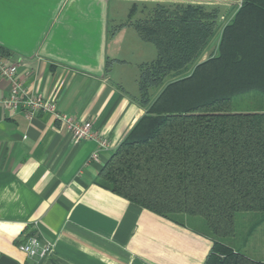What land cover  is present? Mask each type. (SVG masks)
Masks as SVG:
<instances>
[{
    "label": "crops",
    "instance_id": "obj_1",
    "mask_svg": "<svg viewBox=\"0 0 264 264\" xmlns=\"http://www.w3.org/2000/svg\"><path fill=\"white\" fill-rule=\"evenodd\" d=\"M67 1L52 17L55 0H0V40L7 45L0 54L16 65L28 94L55 99L58 112L89 120L109 147L93 159L95 140H74L53 114L27 118L0 104V264H204L212 242L202 220L163 217L98 183L112 151L146 113L139 65L156 54L132 25L116 22L109 36L106 18L102 36L96 16ZM213 3L221 8L219 24L202 60L216 51L238 6ZM85 8L92 11L91 4ZM8 89L0 76V99ZM30 235L52 243L51 256L20 251Z\"/></svg>",
    "mask_w": 264,
    "mask_h": 264
},
{
    "label": "trees",
    "instance_id": "obj_2",
    "mask_svg": "<svg viewBox=\"0 0 264 264\" xmlns=\"http://www.w3.org/2000/svg\"><path fill=\"white\" fill-rule=\"evenodd\" d=\"M221 1L238 6L202 60L219 24L213 2ZM135 10L116 27L132 25L156 49L139 65L146 113L98 183L163 217H201L212 242L204 264H264L224 241L235 234L237 213L264 212V102L245 110L232 102L264 96V0H158L141 16Z\"/></svg>",
    "mask_w": 264,
    "mask_h": 264
},
{
    "label": "built area",
    "instance_id": "obj_3",
    "mask_svg": "<svg viewBox=\"0 0 264 264\" xmlns=\"http://www.w3.org/2000/svg\"><path fill=\"white\" fill-rule=\"evenodd\" d=\"M0 76L9 82V89L4 97L0 99V104L7 110H23L27 118H32L38 112L53 114L56 118L63 121L72 138L76 141L94 139L97 143V150L91 154V158L96 159L98 151L108 149L107 138L96 136L92 131L89 120L78 121L65 113L57 110V101L55 99H45L39 94H28L17 77V68L13 63H5L0 54ZM20 251L26 255L46 259L52 254V243L42 241L37 235H30L24 241L18 244Z\"/></svg>",
    "mask_w": 264,
    "mask_h": 264
},
{
    "label": "rangeland",
    "instance_id": "obj_4",
    "mask_svg": "<svg viewBox=\"0 0 264 264\" xmlns=\"http://www.w3.org/2000/svg\"><path fill=\"white\" fill-rule=\"evenodd\" d=\"M9 2L10 0H3ZM158 0H107L106 1V17L107 32L110 36L114 23L125 21L133 7L136 8L135 16H141L144 11L152 7L153 2ZM160 1V0H159ZM210 46H214L215 39ZM148 50L156 54L154 45L146 42ZM207 49V50H208ZM260 98V99H259ZM233 108L236 110L252 109L264 102V96L256 92L240 94L233 98ZM202 220L201 217H197ZM257 222H259L252 233L248 235V231ZM226 243L231 244L242 252L248 253L251 258L264 259V212H239L236 214L235 234L233 237L224 239Z\"/></svg>",
    "mask_w": 264,
    "mask_h": 264
},
{
    "label": "water",
    "instance_id": "obj_5",
    "mask_svg": "<svg viewBox=\"0 0 264 264\" xmlns=\"http://www.w3.org/2000/svg\"><path fill=\"white\" fill-rule=\"evenodd\" d=\"M56 3L54 4V7L50 10L51 11V16L54 17V15L60 10L61 6L63 5V3L67 0H55ZM106 1L107 0H68L67 2V6L70 3H80L82 4V6L84 7V9L82 10L83 15H91L93 17L96 16V18L98 19V26L100 28V34H102V36L105 35V28H106ZM87 4H91L92 5V11L91 14L90 12L86 10L85 6L87 7ZM88 13V14H87ZM7 46L5 43H3L0 40V46Z\"/></svg>",
    "mask_w": 264,
    "mask_h": 264
}]
</instances>
